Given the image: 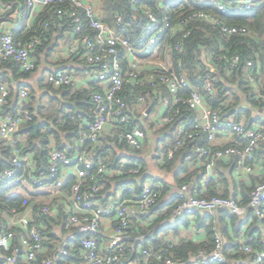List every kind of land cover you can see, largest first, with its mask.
<instances>
[{"label":"built area","instance_id":"1","mask_svg":"<svg viewBox=\"0 0 264 264\" xmlns=\"http://www.w3.org/2000/svg\"><path fill=\"white\" fill-rule=\"evenodd\" d=\"M138 2L139 0L129 1L132 10L136 9ZM254 5L252 1L216 2L221 14L232 15L250 10ZM24 7L28 9L26 29L33 25L29 21L43 12H46L47 18L45 27L64 16L71 19L70 31L67 32L70 42L65 48L66 54L73 56L82 51V58L92 69L85 78L55 69L47 72L46 82L59 88L80 81L90 95L94 110L90 121H78L72 115L62 120L64 123L69 120L75 128L71 154L52 146L47 157V170L38 174L37 162L32 154L24 153L27 143L19 134V129L24 124H33L32 115L25 110L28 91L24 88L19 91L17 112L0 115V142L10 151L9 164L0 169V189L12 187L19 191H36L46 188L48 195L60 203L54 208L39 207L36 215L53 216L58 214V209H62L67 218L68 229L56 250L47 256L49 249L41 234L45 227L32 219L28 200H23L20 209L0 211V264H19V256L25 264H61L62 259L68 255L69 244L73 240L78 242L83 264H186L187 261L166 256L162 250H155L151 245L139 246L132 258L123 253L124 241L128 237L133 216L148 212L158 204L161 196L159 186L149 181L142 183L138 191L135 186L126 185L114 195H111L112 190L100 195L102 174L139 177L141 173V165L135 161L124 160L113 170L97 155L109 138H118L133 150L141 148L145 133L139 127L126 128L130 123L131 110L119 97V93L124 84L136 78L146 65L157 70L156 73H149L146 78L153 85L154 82L158 83L160 88L156 86L153 90L155 102L151 107L142 106L145 104L144 96L136 100L141 107L142 118L148 117L158 125L166 126L172 124L181 114L179 104H184L197 114L190 125L191 130L196 131L195 135L205 134L209 145L220 133L234 134L241 142L244 141L239 146H227L214 150L211 154L205 147H196V152L210 154L205 164L207 173L199 183L192 185L185 182L178 187V193L172 195L174 208L171 215L192 216L196 211L213 214L227 210L236 216H244L250 208L257 219H264V180L253 187L247 205L233 197L202 195L213 178L212 171L216 160L235 157L237 171H253L257 158L261 157L258 148L260 142L264 141V131L258 127H247L242 122L223 119L218 110H212L206 102L207 96L215 95L207 78L199 89H194L190 87L184 73H176L172 69L170 49L166 47L162 51L159 46L163 35L175 33L163 8L161 22L152 12L145 10L148 23L137 44L103 21L98 11V0H0V14L12 13V17L16 18L13 29L5 28L0 33V59L15 61L24 72L35 70L37 64L33 52L40 43L39 37L22 41L13 36V30L21 25L25 14ZM84 17L88 20L91 33L85 30ZM192 17L208 20L213 25L221 22L218 17L208 12H197ZM114 19L115 24L121 23L120 15L114 16ZM59 23L63 27V22ZM220 30L225 36L250 34L245 27L225 24L220 26ZM142 56L147 57L141 58ZM217 58L226 61L229 69L240 65L239 55H221ZM252 68L253 61L247 58L244 69L250 84L254 85L257 82V72L252 73ZM213 70L214 67L210 66L209 71ZM183 91L186 95L182 94ZM8 99L9 90L4 83H0V113L3 112V106L8 104ZM153 106L158 108L155 113L152 112ZM261 117L264 121V109ZM185 133V126L177 127V135ZM187 137L191 139L194 134ZM172 156L173 152L169 150L167 157L170 159ZM260 162H264V157ZM68 182L69 188L66 191L65 184ZM103 222H106V228L103 227ZM15 237L17 243H14ZM167 242L168 240H164L163 244ZM237 250L254 255L255 264H264V251H255L242 241L239 242ZM197 257V264H227L221 237L215 234L212 249L199 251Z\"/></svg>","mask_w":264,"mask_h":264},{"label":"trees","instance_id":"2","mask_svg":"<svg viewBox=\"0 0 264 264\" xmlns=\"http://www.w3.org/2000/svg\"><path fill=\"white\" fill-rule=\"evenodd\" d=\"M129 1L98 0V11L101 13L103 21L128 37L132 42L139 44V37L145 32L148 23L145 10L152 12L159 22L165 13L175 33L163 35L159 46L162 51L166 47L170 49L172 69L176 73H184L190 87L194 89H199L203 80L207 78L212 84L215 95L213 97L207 96L206 102L212 110H218L223 119L233 118L236 122H243L247 127L257 124L258 128L264 131V121L261 117V112L264 109V0H139L135 10H132ZM217 1L223 3L252 1L255 5L252 9L238 15L221 14L216 6ZM162 8L164 13L161 12ZM24 11L21 25L13 30V36L22 41L31 37L40 38V43L33 52L37 66L31 72H24L15 61L0 59V83L6 84L9 90L8 104L3 106V112L0 115L17 112L19 91L22 88L28 91L25 110L32 115V123L38 124V131L35 134L30 123H27L19 129V134L25 138L27 143L24 153L32 154L33 159L37 162L36 174H38L47 170V157L52 146L64 150L66 154H71L70 148L73 146L75 128L69 120L66 123L62 120L68 115H72L78 121H90L93 117L94 105L88 91L83 87L73 83L69 86L55 88L46 82V74L50 72L49 69H43L35 87L28 83L33 72L45 64L53 53L60 52L63 47L66 48L70 42V36L67 32L70 31L71 19L64 16L62 19H55L49 27H45L47 18L45 17L46 12H43L34 19L32 27L26 29L28 9L24 7ZM197 12L213 14L221 22L218 25H213L208 20L193 18L192 14ZM116 15L121 16L120 24H115L114 16ZM12 19V13L1 15L0 24ZM59 22H63V27L60 26ZM223 24L245 27L250 34L225 36L220 30V26ZM84 27L87 32L91 33V30L88 29V20L85 17ZM79 53L64 59L61 58L54 64L72 75L80 78L87 77L92 67L85 63L82 58L83 52L80 51ZM203 54L206 63L214 67L213 71L206 70L202 61ZM221 55L227 57L239 55L240 65L234 69L227 68L226 61L217 58ZM146 57L142 56L141 58ZM160 58L162 59L163 56L161 55ZM247 58L253 61L251 72H257V82L254 87L251 86L244 69V61ZM156 71L152 66H144L136 78L124 84L119 93V97L129 105L131 110L129 112L130 123L126 128L139 127L145 133L141 148L133 150L118 138H109L106 139L107 142L97 155L103 158L105 165L113 170L124 160L135 161L141 165V173L139 177L102 174L100 195L111 192V190V195H114L126 185L135 186L137 191L140 189L143 179H149L142 152L148 146L149 137H156L157 134H160L158 144H161V148L156 150L158 155L162 154L163 157L160 166L167 171L176 169L174 180L179 186L187 182V178L199 174V171L202 174V177L198 175L200 178L205 176L207 172L204 165L214 150L227 146H239L240 143L244 142L236 138V143L232 142L223 147L209 145L205 134L195 135L196 131L191 130L190 125L195 121L197 114L184 104H179L181 114L175 118L172 124L159 127L150 118H142L141 107L136 100L144 96L145 104L142 105L143 107H148L155 102L153 90L156 86L160 87L157 85L158 83L151 84L146 76L149 73H156ZM182 94L186 95V92L183 91ZM180 125L185 126L186 133L177 135V127ZM189 134H194V137L188 138L187 135ZM158 144L156 148H158ZM197 146L207 148L210 154L196 152ZM169 150L173 152L170 159L167 157ZM122 151L125 154H121ZM258 154L264 155V141L259 144ZM190 161H199L202 166L199 170L189 171L187 162ZM9 162V148L0 142V169L6 167ZM181 175H185V177L181 178ZM135 178H140V181L135 180ZM223 179L224 175L219 174V181H224ZM199 182L197 181V183ZM113 184L115 185L113 186ZM68 185L69 182L65 184L66 191H68ZM215 187L216 185L211 179L203 195L207 197L215 195L229 197L227 192L221 194L217 192ZM168 190L167 184L163 183V188H160L161 196L158 204L146 214L139 216L140 223L136 224V222L131 221L128 229L129 234L124 241L123 248V253L129 258L134 256L139 246L151 245L155 250H162L166 256L187 261L197 255L199 251H210L214 245V236L220 229V233L226 239L223 243L224 255L227 258L237 259L240 256L232 255L231 252L238 247L239 242L226 234L228 223L231 224L235 235L242 237L244 244L255 251H264V231L257 226V218L250 208H248L243 219L227 210L218 211L217 219L211 214L202 215L196 211L194 215L198 217L197 229L205 232L206 240L197 242L182 238L176 244L168 241L164 245V237L177 236L181 225L187 227L190 224V216L187 214L177 215V217L171 215L174 200L161 203ZM242 190H245L243 194L246 195V192H249L251 188L243 186ZM38 196H40L39 191L27 190L23 192L12 187L0 189V211H9L12 208L20 209L24 199L28 200L29 206L35 211L44 205L42 202H36ZM53 200L47 205L52 207L56 203L55 199ZM248 202L249 198L244 196L241 203L247 205ZM62 215L63 213H60L56 218L47 214H39L33 217L35 222L42 223L45 227L41 234L49 249L47 256L53 253L62 236L68 230L67 219ZM150 216L153 218L148 219ZM164 221H167L166 224ZM261 223L264 224V220ZM219 224L221 225L220 228H218ZM246 225V230L242 231ZM14 243H17L16 237ZM18 262L25 264L21 256H19ZM61 264H83L77 241L70 242L69 253L62 259Z\"/></svg>","mask_w":264,"mask_h":264},{"label":"crops","instance_id":"3","mask_svg":"<svg viewBox=\"0 0 264 264\" xmlns=\"http://www.w3.org/2000/svg\"><path fill=\"white\" fill-rule=\"evenodd\" d=\"M1 15H4V14H0V16ZM33 21L34 20H30L29 22H33ZM15 22H16V18H14V17H13V19L11 21L2 22L0 24V30L3 31V29H5V28L13 29ZM67 56L68 55L66 54L65 47H63L60 52L53 53V55L51 57H49L48 61L45 64H43L42 67L44 69L45 68L49 69L50 71H53L55 69H59L57 64L55 65L54 63L57 62L58 60H60L61 58L62 59L67 58ZM204 58H205V55H204ZM205 61H206V58H205ZM83 78H85V77H83ZM30 79H31V77L29 78V80ZM29 80H28V83L33 86L31 81H29ZM74 84H76V85H78L80 87H83L80 84V81H75ZM251 86L254 87L255 84L254 85L251 84ZM149 107H151V105ZM156 107L157 106H155V107L153 106V111H152L153 113L157 112L156 110H158V108H156ZM159 111H161V110L159 109ZM228 119L233 120V118H228ZM233 121H235V120H233ZM158 126L159 127H163L162 125H158ZM252 127H258V125L255 124ZM157 137L158 136L154 137L153 140H149L148 141V146H150V148H152L151 150H153L152 159H153V161L156 160L155 163L158 162V161L161 162V159L158 158V153H157V150H156V149H160L161 148V144H158L159 138H157ZM236 138H237V136H235L234 134L220 133V134L216 135L212 145L223 147V146H225V145H227L229 143H232V142L236 143ZM157 144H158V148H156ZM259 156H261V157L257 158V161L255 162V164L253 166V171L251 173H245V172L237 171V160H236L235 157H229V158H225V159H221V160H216L215 164L213 166V171H212L213 178L212 179H213V181H214V183L216 185L215 188H216L217 192H219L221 194L227 192L229 197L236 198L240 202L242 201L244 196L249 198L250 192L253 189V187L257 183H259L262 180H264V162L263 163L260 162L261 158L264 157V155H260L259 154ZM143 159H145L144 156H143ZM187 165L189 166V171H192L194 169L195 170H199L200 167L202 166V163H200L199 161H197V162H194V161L191 162L190 161V162H187ZM175 170L173 169L172 171H169V175L165 179L158 178L156 180H154V178L153 179L150 178L151 175H150V172L148 171L147 175L149 176L148 177L149 179H143V183L144 182L148 183L150 181L151 183L153 182L155 185L159 186L160 188H163V183L167 184V186L169 187V190L165 193V196H164L163 201L161 203H163L165 201L168 202V201L172 200L173 199L172 195H176L178 193L179 185L174 180V172H175ZM219 174H223L224 175V179H223L224 181H219ZM198 175H200L202 177V174H200V171H199V174L187 178L186 181L189 182L192 185L196 184L197 181L201 182L202 178H200ZM184 177H185V175H181V178H184ZM135 180L140 181V178H135ZM151 180H153V181H151ZM243 186L246 187V188H251V190L249 192H246V195L243 194L245 192V190H242ZM26 191H23V192H26ZM36 191H39V194H40V196H38L36 202L44 203V205H42V206H47L49 208H52V207L54 208L55 206H57L60 203L56 199L57 200V201L55 200L56 203L53 204L52 207H50L47 204H49L51 201L53 202L54 200L50 197V195H48L47 189L44 188L42 190H36ZM36 191H34V192H36ZM205 192H203V194ZM60 207H62V206H59V208ZM29 208H31V210H32L30 215H31V217L33 219L34 216L36 217L38 215V214L36 215L37 211L36 210L34 211L31 206H29ZM60 213H63L62 216L65 217L64 216V212H63L62 209L61 210L58 209V214L53 215L52 217L56 218V217H58V215ZM143 214H146V212H144ZM199 214L207 215V213H204V212H199ZM217 214H218V211L214 212L211 215L215 216V219H217L218 218ZM134 215H136V214H134ZM140 215L133 216V220L132 221L136 222V224L140 223L141 222V220L139 218ZM179 215H181V214H179ZM245 216L246 215L239 216V217H240V219H243V217H245ZM152 218H153V216H150L148 219H152ZM197 218L198 217H196V215H194V214L192 216H190V218H189L190 224L187 227L181 225V227L179 229V234L177 236H174V237L173 236H167V237H164L165 240L172 241L173 244L178 243V240L182 239V238L191 239V240L197 241V242L205 241L206 240L205 232L203 230H201V229H197V220H198ZM263 220L264 219H262L261 222ZM166 222L164 221L165 224H166ZM217 224H218V222H217ZM105 226H106V222H103V227H105ZM220 226L221 225L219 224L218 228H220ZM257 226L259 228H261L262 231H264V224L261 223V226H259L258 222H257ZM246 228H247V225L242 228V231L246 230ZM105 230H108V229H105ZM216 234H218L221 237V240L224 243L226 239L220 233V229H219V231L216 232ZM226 234L230 238H232V239H234V240H236L238 242H240V241L243 242L241 236L238 237V236L235 235L230 223H228V225H227ZM101 243H104L103 240H101ZM56 248H57V246H56ZM56 248H55V250H56ZM231 254L232 255H239L240 257L237 258V259H233V258H227L224 255L225 258H226L227 264H255L254 255H248L247 253H244L242 251H238L237 248L234 251H232ZM0 259H2V253L1 252H0ZM197 261H198V257H197V255H195V256L191 257L189 260H187L186 264H197Z\"/></svg>","mask_w":264,"mask_h":264},{"label":"rangeland","instance_id":"4","mask_svg":"<svg viewBox=\"0 0 264 264\" xmlns=\"http://www.w3.org/2000/svg\"><path fill=\"white\" fill-rule=\"evenodd\" d=\"M43 67L40 66L35 72H33L32 77L29 81H31V83L33 84V87H35L34 85L36 84L37 80L41 77L42 75V71H43ZM157 138H160V134H157ZM150 140H153L154 137H149ZM152 148H150V146H147L143 149L142 155L144 156V163H145V167H146V171L150 172L151 175V179L154 178V180L160 178V179H165L168 175H169V171H167L166 169H163L160 164L161 162H156L153 161L152 159V155H153V150H151ZM121 154H125V152H121ZM159 159H162V154L158 155ZM153 181V180H151ZM115 184H113L114 186ZM112 186V187H113Z\"/></svg>","mask_w":264,"mask_h":264},{"label":"water","instance_id":"5","mask_svg":"<svg viewBox=\"0 0 264 264\" xmlns=\"http://www.w3.org/2000/svg\"><path fill=\"white\" fill-rule=\"evenodd\" d=\"M94 20H96V18H94ZM202 61H203L204 65H205V67H206V70L209 71L210 70V65L208 63H206L204 55H202ZM31 128L33 129L34 133L36 134L37 131H38V124L37 123H33L31 125ZM257 222H258V225L261 226V220L257 219Z\"/></svg>","mask_w":264,"mask_h":264}]
</instances>
